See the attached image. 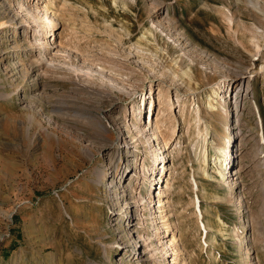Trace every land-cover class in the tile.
Returning a JSON list of instances; mask_svg holds the SVG:
<instances>
[{
	"label": "rangeland",
	"instance_id": "374dc122",
	"mask_svg": "<svg viewBox=\"0 0 264 264\" xmlns=\"http://www.w3.org/2000/svg\"><path fill=\"white\" fill-rule=\"evenodd\" d=\"M0 264H264V0H0Z\"/></svg>",
	"mask_w": 264,
	"mask_h": 264
},
{
	"label": "bare ground",
	"instance_id": "6f19581e",
	"mask_svg": "<svg viewBox=\"0 0 264 264\" xmlns=\"http://www.w3.org/2000/svg\"><path fill=\"white\" fill-rule=\"evenodd\" d=\"M252 2V4L255 6V7H260L261 6V3L259 2V1H251ZM38 21H40V19L38 20ZM178 99V101L180 102V99H179V97H177ZM185 106L183 107L182 106V112L184 113L185 112ZM207 108L208 109H212L213 108V105L210 103V100L209 101H207ZM193 110H195L194 111V113H195V116H196V118H195V116H194V118H195V120H196V123L197 122H199V123H201V121H204V119H203V117H202V112H201V108L199 107V106H197V108L196 109H193ZM150 117V116H149ZM158 119H159V114H158ZM157 120V118L155 119V122L156 123H159L158 121H156ZM161 120V119H160ZM155 123H154V117H153V115H152V117H150L149 118V120H148V125H150V127L152 128L153 127V125H154ZM158 126H160V129H162V126H164V124H163V120L161 121V124L160 125H158ZM165 128V127H164ZM165 129H167V128H165ZM160 132H162L163 133V131H161L160 130ZM199 134V133H198ZM171 137H172V135H170V133H168V134H163V138H164V145H166L168 142H169V140L171 139ZM228 147H222V146H219L218 147V151H217V153L215 154V156L212 158V159H209V157H208V151L205 149V152H204V161H205V172H206V175L208 176V177H210L213 181H215V182H217L219 185L220 184H225L226 183V173H225V171L227 170V168L231 165V163L233 162V159L230 157V150H228L227 149ZM158 154H155V161H157V159H158ZM232 159V160H231ZM209 160L211 161V166H209L208 167V169H206V167H207V164L209 163ZM240 172V171H239ZM236 174H238V171H236L235 172V174L234 175H236ZM147 176V175H146ZM145 177V176H144ZM217 184V185H218ZM172 189V181H170V179H167V181H166V183L164 184V187H163V184L161 185V187H160V193L163 195V194H165V193H169L170 192V190ZM141 195V194H140ZM142 196V195H141ZM144 196V195H143ZM141 198V197H140ZM160 198V197H159ZM142 200H144L145 201V198L144 199H142ZM164 201V198H160L159 199V202L160 203H162ZM165 203V202H164ZM143 204V203H142ZM162 210V209H161ZM163 214V213H162ZM142 215H144L145 216V214H142ZM143 216V217H144ZM165 217V216H164ZM166 219V218H165ZM164 220V219H163ZM168 222V221H167ZM171 222V221H170ZM162 223H164V222H162ZM169 223V222H168ZM168 223H166L165 224V227H167V229H170L169 228V224ZM167 225V226H166ZM167 231V230H166ZM169 231V230H168ZM175 236V235H174ZM173 237V236H172ZM172 239V238H171ZM175 241V237H173V239H172V241L171 242H174ZM43 244V243H42ZM172 244V243H171ZM174 244V243H173ZM125 246H128V245H121V247L123 248V247H125ZM176 245H174V247H175ZM176 256V255H175ZM51 261L50 262H53V256L51 255ZM132 258H135L136 260H139V256H137V253H135L134 252V254H133V256H132Z\"/></svg>",
	"mask_w": 264,
	"mask_h": 264
}]
</instances>
